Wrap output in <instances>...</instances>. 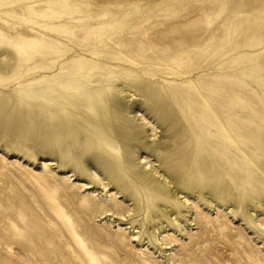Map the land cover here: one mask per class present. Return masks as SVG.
<instances>
[{"label":"rangeland","instance_id":"obj_1","mask_svg":"<svg viewBox=\"0 0 264 264\" xmlns=\"http://www.w3.org/2000/svg\"><path fill=\"white\" fill-rule=\"evenodd\" d=\"M262 10L0 0V264H264L263 165L229 128L245 104L264 147ZM216 144L243 158L235 174Z\"/></svg>","mask_w":264,"mask_h":264},{"label":"bare ground","instance_id":"obj_2","mask_svg":"<svg viewBox=\"0 0 264 264\" xmlns=\"http://www.w3.org/2000/svg\"><path fill=\"white\" fill-rule=\"evenodd\" d=\"M259 4L263 7L262 13L264 14V3H262L260 0L259 1H255V0H248V10L251 11L252 17L254 16L253 10L254 7H256V5ZM261 23V28L258 25V28L261 30L260 33V39L263 40L264 39V17L261 18L259 24ZM249 59H247L246 61H238V58L236 56V54H233V58H232V69L234 70H238V68H246L244 64H248ZM235 72V71H234ZM232 78H234V76L231 74ZM237 84L234 83L232 85V88H234ZM233 103L236 102V99L233 98ZM241 101H244L243 98H241ZM113 104V110L114 113L116 114V116H118L119 119H121V121H123L124 123L122 124L121 128H124L123 126H126L125 121L122 120L121 116L123 113V108L121 105H119L117 103V101H112ZM216 115L218 116V109H215ZM258 124H257V119L255 117H253L252 119L249 118L248 112H247V108L246 105L243 104L241 107L239 108H235L232 109L229 115V128L231 130V137L232 139L236 142V139H240L243 144L246 145H252L253 147L256 146L255 150H252L250 152L253 160L256 163H262V169L264 172V147L262 146L263 144H261L260 138L262 137V133L260 134V132L258 131L257 128ZM210 130V128L206 127L203 123L199 124V132L197 134V138H198V148H200V152L202 154H205V151H207V148L203 146V143L209 140V137L207 136L208 131ZM70 131H72V129H69V126H63L61 129V134H68ZM136 133H139L138 130H135ZM131 135H134L133 132H130ZM214 143H217L216 141H214ZM134 151H132L133 153ZM208 152H212L213 153V157L216 158V160L219 162V165L221 166V168L223 169V167L227 166L228 169H223L225 172L230 173L231 175L236 173V170L239 167L243 166V158L241 156L238 155L237 150L235 149L234 145L230 146V145H219L216 144L215 148H212L210 151ZM199 162V166H198V172L202 175L208 178L214 176V173L211 171L209 165L206 169H204V165L206 164L205 159L202 156H199L197 161ZM101 163V162H99ZM105 164V162H103V165ZM144 183L146 184V186L148 187V189L150 190V192L158 194L160 189L157 186V182L151 180L150 178L147 177H143ZM189 183V182H188ZM165 183H164V188H165ZM195 187V186H194ZM166 189V190H165ZM162 192L165 193L166 195L168 194L169 190L168 188H165ZM217 192V196L215 198H218L220 201V204L222 205H226L228 204L229 201H227L229 199V197L226 196H222L216 189ZM174 194L177 195L178 192L174 191ZM178 201L181 203V206L184 207L186 205V198L185 196L183 197H179L177 198ZM180 204H178V207ZM184 205V206H183Z\"/></svg>","mask_w":264,"mask_h":264}]
</instances>
